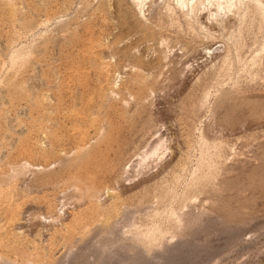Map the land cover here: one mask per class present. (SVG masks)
Returning <instances> with one entry per match:
<instances>
[{
  "label": "rangeland",
  "instance_id": "obj_1",
  "mask_svg": "<svg viewBox=\"0 0 264 264\" xmlns=\"http://www.w3.org/2000/svg\"><path fill=\"white\" fill-rule=\"evenodd\" d=\"M0 264H264V0H0Z\"/></svg>",
  "mask_w": 264,
  "mask_h": 264
}]
</instances>
